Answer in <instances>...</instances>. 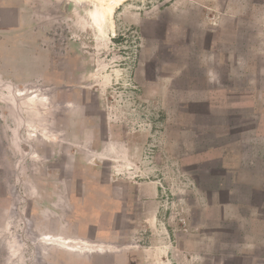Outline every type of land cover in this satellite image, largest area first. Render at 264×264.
Listing matches in <instances>:
<instances>
[{"label":"rangeland","instance_id":"1","mask_svg":"<svg viewBox=\"0 0 264 264\" xmlns=\"http://www.w3.org/2000/svg\"><path fill=\"white\" fill-rule=\"evenodd\" d=\"M235 2L264 0H119L100 33L93 1L0 0V264L148 246L151 220L187 226L179 198L196 174L212 183L166 147L179 117L165 100L221 58L228 71L213 38L218 22L248 31Z\"/></svg>","mask_w":264,"mask_h":264},{"label":"crops","instance_id":"2","mask_svg":"<svg viewBox=\"0 0 264 264\" xmlns=\"http://www.w3.org/2000/svg\"><path fill=\"white\" fill-rule=\"evenodd\" d=\"M234 4L231 12L245 16L233 23L248 31H220L218 22L213 38L232 53L228 71H218L223 52L213 50L221 59L206 69L202 83L189 78L175 102L165 100L177 105L179 117L172 126L178 140L166 147L176 143L180 167L203 169L210 176L204 181L212 183L199 188L196 174L194 197L179 198L187 226L174 230L151 220V245L103 244L106 251L78 258L64 252L68 258L60 264H264V3Z\"/></svg>","mask_w":264,"mask_h":264},{"label":"bare ground","instance_id":"3","mask_svg":"<svg viewBox=\"0 0 264 264\" xmlns=\"http://www.w3.org/2000/svg\"><path fill=\"white\" fill-rule=\"evenodd\" d=\"M75 3L80 4V2H86V1H93L95 8L90 13V18L93 21V23L96 25L98 31L100 33L103 32V25L108 17L112 13V10L114 9V5L119 0H73ZM22 93L21 91L19 92Z\"/></svg>","mask_w":264,"mask_h":264}]
</instances>
